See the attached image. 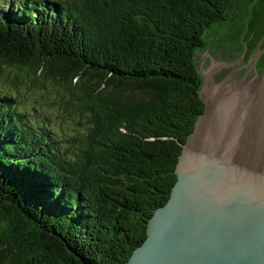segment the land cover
Wrapping results in <instances>:
<instances>
[{"label":"trees","instance_id":"obj_1","mask_svg":"<svg viewBox=\"0 0 264 264\" xmlns=\"http://www.w3.org/2000/svg\"><path fill=\"white\" fill-rule=\"evenodd\" d=\"M236 4L16 0L0 11V78L13 85H0V264H124L204 107L194 51ZM21 85L53 93L68 121L28 112Z\"/></svg>","mask_w":264,"mask_h":264},{"label":"water","instance_id":"obj_2","mask_svg":"<svg viewBox=\"0 0 264 264\" xmlns=\"http://www.w3.org/2000/svg\"><path fill=\"white\" fill-rule=\"evenodd\" d=\"M245 48L214 57L207 47L203 54L210 56L196 68L203 110L178 155L168 199L124 264H264V69L259 81L257 69L249 74L264 48L244 64ZM221 67L233 70L214 83Z\"/></svg>","mask_w":264,"mask_h":264},{"label":"rangeland","instance_id":"obj_3","mask_svg":"<svg viewBox=\"0 0 264 264\" xmlns=\"http://www.w3.org/2000/svg\"><path fill=\"white\" fill-rule=\"evenodd\" d=\"M54 1L57 2L59 0ZM15 3L16 0H0V11L14 6ZM236 5L237 8L233 13V17L226 21L214 23L205 30L203 34L205 44L203 47L195 50V53L200 52L198 54V61L195 62L197 67H199L201 59L204 60L202 68L210 62V56L203 55L206 52L207 47L209 55L219 57L220 52H224V55L236 54L244 49V45L247 46L248 51H250L255 49L256 45L263 43L264 0H237ZM262 53L263 52L260 54ZM261 60L264 62V56H262ZM234 61L232 60L231 63ZM222 68L229 67H221L220 69ZM225 71L226 70H223V73ZM243 75L244 73L242 74V77ZM7 76L8 78H0V85L10 86L11 88L13 87L9 80L11 75L9 74ZM16 92L20 98L22 107L26 108L28 112L35 109V113L39 114L41 117L47 115L55 121H57L58 118L61 120V124L62 122L68 121V116L64 112L59 101L55 98L53 99V93L39 94L32 89H26L22 85L16 87Z\"/></svg>","mask_w":264,"mask_h":264},{"label":"flooded vegetation","instance_id":"obj_4","mask_svg":"<svg viewBox=\"0 0 264 264\" xmlns=\"http://www.w3.org/2000/svg\"><path fill=\"white\" fill-rule=\"evenodd\" d=\"M256 47H259V50L264 48V41H263L262 44L256 45ZM256 47H255V49H256ZM255 49H252V50L248 51L247 46H246L245 52H244V54L242 56V59L240 60V63L247 64L248 60H249V58L251 56L252 51L255 50ZM242 51L240 53H242ZM262 56H264V52L258 56L257 60L255 61L254 66H252L251 69H250V74L253 71V69H257V71H256V73L258 74L256 76L257 81H259L258 78L263 73L262 70L264 69V62L261 60ZM238 57H239V55L234 57L235 60L238 59ZM253 57H256V54H253ZM232 60L234 61V59H232ZM252 63H254V60H251L250 65H252ZM234 68L237 69V65L236 64H235ZM248 68H250V66H248ZM245 69H246L245 67H242V70L238 71V74H240L239 75L240 78L242 77V74L245 73ZM223 70H226V71L223 73ZM232 70H233V68L229 67V68H222L220 70L215 71V73L213 75V78H212L213 82L217 81L215 83H220L224 79V77ZM255 84L257 85V84H259V82H256Z\"/></svg>","mask_w":264,"mask_h":264}]
</instances>
